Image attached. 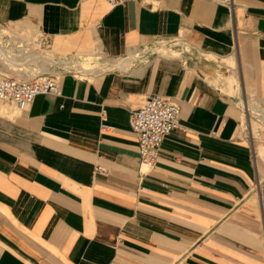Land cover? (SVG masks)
<instances>
[{
	"label": "crops",
	"instance_id": "obj_1",
	"mask_svg": "<svg viewBox=\"0 0 264 264\" xmlns=\"http://www.w3.org/2000/svg\"><path fill=\"white\" fill-rule=\"evenodd\" d=\"M27 41L102 69L0 102V264H264V140L242 134L264 108V0H0L5 66L60 65L6 49ZM157 42L176 55L137 61ZM153 95L181 112L148 167L129 114Z\"/></svg>",
	"mask_w": 264,
	"mask_h": 264
},
{
	"label": "built area",
	"instance_id": "obj_2",
	"mask_svg": "<svg viewBox=\"0 0 264 264\" xmlns=\"http://www.w3.org/2000/svg\"><path fill=\"white\" fill-rule=\"evenodd\" d=\"M109 8L114 9L127 1L146 3L147 0H104ZM154 46V47H153ZM149 48H143L137 55L138 59H146L148 55L159 53L163 46L171 45L158 44ZM53 72L40 76H34L31 80L22 81L11 78L0 68V102H8L23 110L34 101L37 96L61 95V74ZM80 75V74H79ZM78 75V76H79ZM181 112L180 106L160 95H153L147 99L143 106L132 110L129 114V126L136 133L138 138V153L143 165L151 167L157 159L164 139L179 127L178 117ZM244 121L243 138L250 142L264 140V108L245 109L243 108ZM253 123L258 124L253 129Z\"/></svg>",
	"mask_w": 264,
	"mask_h": 264
},
{
	"label": "rangeland",
	"instance_id": "obj_3",
	"mask_svg": "<svg viewBox=\"0 0 264 264\" xmlns=\"http://www.w3.org/2000/svg\"><path fill=\"white\" fill-rule=\"evenodd\" d=\"M38 39L39 38L37 37L36 40H38ZM33 40L34 39H32V42H33ZM38 41H40V40H38ZM9 43H8V45H7L8 47L6 49L8 50V52L11 55H16V56L19 55L18 53H16L15 49L17 48V46H20V45L27 50V53L32 52V51L40 52L42 54L47 53L54 58V61L56 62V64L61 65V66L60 65L58 66L60 68H63L61 70L73 72L77 76L80 74L79 75L80 77H83V75H86V74L96 73L97 71H99V70L101 71V69H102V66H99V63L101 62V60L98 58V56L102 57L100 54H97L98 56H93V57L97 58V59H95L94 63L93 62L92 63L83 62L80 58H76V59L71 58L70 61L57 60L58 57L54 56L55 55L54 52H52L49 49V47L47 48L46 46L45 47L43 46L45 48V50H43L42 47L38 46L37 44L35 45V43H30V41L29 42L27 41L25 44H22V43L15 44V42L14 43L9 42ZM157 43L159 44L160 42H157ZM157 43L155 45H157ZM153 47H151V51L157 52L156 50L152 49ZM1 58L2 57L0 55V66H1V68H3L5 74H7V76H9L11 78L22 80V81H28V80H31L34 76H40L41 74H44V73L53 72V71H51L52 68H54L53 70L58 69L57 66H51V64H50L48 67L45 68L46 70H41L40 68L32 67V68L28 69L27 72L17 74L16 72L9 70L5 66L4 61H1ZM140 60L141 59H137V61H140ZM252 125H253V129L256 126H258V124H256V123H253Z\"/></svg>",
	"mask_w": 264,
	"mask_h": 264
},
{
	"label": "bare ground",
	"instance_id": "obj_4",
	"mask_svg": "<svg viewBox=\"0 0 264 264\" xmlns=\"http://www.w3.org/2000/svg\"><path fill=\"white\" fill-rule=\"evenodd\" d=\"M162 43V42H161ZM164 45H166V44H164ZM191 50V49H190ZM159 52H161V53H164V54H166V52L168 53L169 52V54H174V55H176V53L175 52H172L171 50L170 51H168V48L166 47V46H163V48H161V49H159L158 50ZM172 52V53H171ZM197 53V52H196ZM194 54V53H193ZM191 55V54H190ZM179 56H180V54H179ZM191 56H193V55H191ZM199 60V59H198ZM200 61V60H199ZM226 64V63H225ZM110 65L111 64H107L106 62H103V66L106 68H110ZM220 76V75H219ZM233 78V77H232ZM231 82H233L232 80H230Z\"/></svg>",
	"mask_w": 264,
	"mask_h": 264
}]
</instances>
